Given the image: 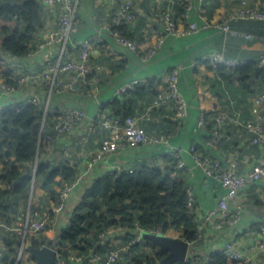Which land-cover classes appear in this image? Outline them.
Listing matches in <instances>:
<instances>
[{
  "label": "crops",
  "instance_id": "0c3cea01",
  "mask_svg": "<svg viewBox=\"0 0 264 264\" xmlns=\"http://www.w3.org/2000/svg\"><path fill=\"white\" fill-rule=\"evenodd\" d=\"M120 1L79 0L78 13L74 23L75 29L69 37L68 54L75 55L74 46L77 43L86 39L92 40L94 43L92 63L95 69L89 79L93 82L94 88L92 86L89 88V92L76 95L67 92L55 94L51 105L56 109L82 108L86 113L84 125H90L98 117L102 107L114 99H119L117 93L120 87L133 80H140L142 82L138 85L146 87H144L142 97L135 98L133 115L140 121V126L148 134L168 132L169 147L148 144L121 145L114 154L98 161L80 181L72 192L67 211H72L79 205L80 198L91 183L97 179H104L107 174L118 168H133L136 165L156 166L161 169L170 168L172 166L171 158L173 159L170 154V148H172L177 150L179 158L193 169V176L186 178L185 181L196 195L197 227L203 234L195 245L189 244L187 256L209 257L212 251L233 242L251 256L250 264H263L264 251L260 246L258 232L260 226L264 224V186L254 184L240 191L230 207L234 208L238 204L243 205L241 219L233 226L225 225L222 229H216L212 223L206 220V214L218 205L225 190L215 178L206 177L202 170L196 167L189 151L195 145L200 153L209 154L224 164L237 162V170L240 173H246L254 164L264 162V149L249 144L246 133L240 125L228 121L224 127L223 137L219 144L212 149L206 146L210 136L211 123L208 122L202 129L197 127L202 113H211L215 109L227 111L230 119L236 117L237 110H240L242 121L250 118L249 98L248 104L241 105L242 108L232 107L229 110L230 90L218 80L215 68L203 62V57L213 52L222 53L227 59L242 63L258 62L263 55L264 42L260 37L247 39L241 35H229L217 27L220 19L239 7L243 0H187L191 4L189 20L199 26L208 24V27L190 34H184L188 27L180 18V14L183 13L180 0H133L136 20L127 24V31L130 37L139 43L137 51L117 44L114 37L102 28ZM244 1L251 6L264 9V0ZM165 9H169L175 17L177 29L181 31V34L166 35L162 46L156 49L151 57H148L149 49L156 44L159 38L157 34L161 27L159 17ZM59 10V7H56L51 15H43V27L36 39L42 38L40 34L48 26L53 29L59 28L57 21ZM233 27L249 33L248 35L253 37L254 35L264 37V20L241 21L235 23ZM101 39L104 43L97 42V44L96 41ZM54 50L55 47L52 48V53ZM47 54L48 50L36 53L27 62L32 65L33 69H39L38 63ZM175 67L181 68L179 88L188 105V116L184 120H178L179 127L172 122L175 119L168 107H153L154 96L162 87L163 74ZM97 128L94 127L93 132L89 135L88 127L84 126V129L80 128V131L77 129L70 158L65 157V140H55L52 145V153L46 152L48 160L51 163L56 162L55 165L71 161L76 165L78 175L81 174L87 162L95 155L99 141L103 137H107V130H98ZM24 167L28 168L30 164H23L21 171H24ZM2 169L3 164L0 162V174ZM7 188L8 185L5 182H0V190L5 191ZM39 192L45 194L44 189ZM35 195L38 201L42 197L38 194ZM14 197L16 196H11L10 200L17 207L16 213L18 212L17 214L23 217L27 211V207L26 211H23V204L25 205L27 198L24 196L19 199L20 203L16 202ZM67 211L65 214L68 215ZM65 214L59 217V221L54 227L56 233L66 226ZM2 232L0 231V240H4L6 235ZM53 232H45L46 238L44 237V239L51 237L52 234L55 235ZM165 235L184 239V230L170 229Z\"/></svg>",
  "mask_w": 264,
  "mask_h": 264
},
{
  "label": "built area",
  "instance_id": "2783aa9c",
  "mask_svg": "<svg viewBox=\"0 0 264 264\" xmlns=\"http://www.w3.org/2000/svg\"><path fill=\"white\" fill-rule=\"evenodd\" d=\"M43 9V15L51 13L56 7H59L58 29L48 26L44 32H41L42 38L34 40L36 46L33 51L24 57H17L8 53L0 54V68L3 71H9L8 76L0 71V120L4 111L13 105L17 106H33L35 110L43 112L42 129L47 128L54 134L47 135L46 152L52 153V145L55 140H65V157L70 158L73 151L74 136L77 129L88 127V135L94 130H107V137H103L95 155L85 165L84 171L77 175V178L62 185V189L58 194L56 203L52 209L46 214L37 208L32 210L33 185L31 187V198L28 203L26 214H10L7 219L0 217V231L15 237L20 241V246L14 250L10 257V261L15 264H36L34 258L27 251V246L34 241L40 243L41 246H49L57 253L56 264H127L131 258L137 254H145L147 256H155L156 252L161 248L150 246L144 235H165L155 228H144L137 222L132 226L112 224L100 231L97 235L98 242L95 246H87L84 241H79L74 245H67L64 250L57 247V236L59 231L55 232V226L59 221V217L65 214L69 204L72 192L84 179L92 167L106 156L114 154L121 145H164L169 147V137L165 133H146L140 126V121L134 116H129L123 124L120 118H113L109 111H101L98 117L89 125H84L86 113L80 107H72L67 109H56L51 105L52 98L55 94L72 93L80 94L89 92V88L93 86V82L89 79L90 74L95 69L92 63L94 56V47L92 40L86 39L77 43L75 55L68 54V43L71 32L75 29L74 23L78 13L79 0H36ZM180 6L183 7V13L180 14L181 20L187 25L188 29L184 34L196 33L201 29L208 27V24L199 26L189 20V12L191 4L187 0H180ZM161 27L157 34L159 38L156 44L149 49L148 57H151L156 49L160 48L164 42L166 35H180L181 31L177 29V21L169 9L161 12ZM136 20V12L133 0H121L115 10L112 11L107 22L102 28L108 31L115 39L116 43L128 49L137 51L139 49L136 41H131L123 37L116 27L121 24H131ZM240 20H264V9L251 6L246 1H242L240 6L233 9L227 16L220 19L217 27L229 35H241L247 39L259 38L253 37L245 33H239L232 30L229 26L230 21ZM39 35V32H38ZM37 35V37H38ZM39 36V37H40ZM264 42V38L260 37ZM103 44V40H97L96 43ZM97 43V44H98ZM104 47V45H102ZM55 47L52 53V48ZM48 50V54L44 55L39 64V69H33L27 60L32 59L36 53H42ZM263 55L258 61V67H264V45ZM203 62L215 68L217 66L235 67L243 64L239 61L227 59L222 53L213 52L203 57ZM36 66V65H35ZM99 68V67H97ZM181 68L175 67L166 71L162 76V87L154 96L153 107L160 108L166 106L173 114L176 120H184L188 116V105L185 98L180 92ZM142 81L133 80L127 85L120 87L118 90V98L123 99L130 90L140 84ZM228 109L236 108L235 101L228 99ZM249 114L248 120L240 119V110H237L235 118L230 119L227 111L223 109H215L211 113H202L198 121L197 127L202 129L208 122L211 123L210 136L206 142V146L210 149L215 148L223 137L224 127L227 122L243 127L247 141L251 145L264 149V92H258L249 98ZM58 113L53 117L47 115ZM86 133V132H84ZM170 154L176 158V168L184 175L185 179L193 176V169L179 158L177 150L170 148ZM196 167L200 168L204 175L208 178H215L225 194L220 198L218 205L209 210L206 214V220L212 223L216 229H222L225 225H235L242 217L243 205H235L230 207L231 203L237 198L240 191L248 186L260 184L264 186V162L254 164L246 173L238 172V163L231 162L224 164L219 159L211 155L200 153L196 146L190 148ZM48 160V158H47ZM49 161V160H48ZM23 164H19L21 171ZM57 166V165H56ZM128 170L133 172L132 167L118 168L117 172ZM116 171L107 174L113 175ZM186 193L188 195V206L191 208V214L196 221V195L192 188L186 184ZM89 187V186H88ZM87 187V188H88ZM86 188V189H87ZM40 207V206H39ZM43 206L41 205V208ZM68 212V211H67ZM73 213L65 214V227L71 224ZM54 231L55 235L44 239V233ZM198 238L202 237V233L197 227ZM260 246L264 251V224L259 228ZM46 238V237H45ZM50 241L52 243L50 244ZM49 242V244H48ZM222 253L231 260L239 264H250L252 258L250 255L242 251L233 242L225 244L220 249L211 252ZM7 253L5 247V239L0 240V264ZM207 257L194 255L186 257L184 262H201L207 261ZM183 263V262H182ZM11 264V263H9ZM181 264V263H174ZM264 264V263H263Z\"/></svg>",
  "mask_w": 264,
  "mask_h": 264
},
{
  "label": "trees",
  "instance_id": "16d2710c",
  "mask_svg": "<svg viewBox=\"0 0 264 264\" xmlns=\"http://www.w3.org/2000/svg\"><path fill=\"white\" fill-rule=\"evenodd\" d=\"M241 21L255 20L230 21V28L249 34L233 27ZM42 27L43 9L36 0H0V54L26 56L34 50V40ZM116 28L123 37L134 41L128 34L127 23ZM257 64L258 62H246L235 67H215L218 80L230 90L229 99L235 100L236 108H242L241 105L248 104V98L264 92V67H258ZM0 71L4 76L10 74L2 68ZM144 87L146 86H135L123 99H114L102 107V111L109 109L111 116L120 118L123 124L127 117L134 116L135 98L142 97ZM57 114L47 116L53 117ZM42 120V110L37 111L30 105L8 107L0 120V162L3 164L0 182H5L10 187L5 191L0 190V217L3 219L16 213L17 207L10 197L29 195L28 192L32 185L34 188L36 182L51 195L50 204L54 205L62 185L77 178V167L71 161L58 163L56 166V162L46 160L45 138L54 133L47 128L42 129ZM172 122L179 127L178 120ZM162 133L169 137L168 132ZM171 160L172 166L167 169L136 165L132 173H128V170L116 171L111 176L91 183L74 210L71 224L59 231L56 243L58 249L64 250L67 245H74L79 241H84L89 247L95 246L98 242L97 235L108 226H132L134 222L144 228L158 229L163 234L170 229H182L184 239L195 245L199 238L195 217L188 206L186 179L176 168V158ZM25 163H29L30 167L20 171L18 165ZM82 208L85 211H80ZM4 239L7 253L3 263L15 264V261L9 262L10 257L21 242L9 234ZM32 244L40 247V243L36 241ZM149 244L155 247L153 243ZM166 255L167 252L163 249L153 257L137 254L127 264H158ZM181 264L239 263L218 252L210 255L207 261Z\"/></svg>",
  "mask_w": 264,
  "mask_h": 264
},
{
  "label": "water",
  "instance_id": "95a60500",
  "mask_svg": "<svg viewBox=\"0 0 264 264\" xmlns=\"http://www.w3.org/2000/svg\"><path fill=\"white\" fill-rule=\"evenodd\" d=\"M144 237L167 252V255L158 264L182 263L186 260L189 242L184 239L171 238L167 235L145 234ZM27 251L34 258L36 264H56L57 253L49 246L36 247L28 244Z\"/></svg>",
  "mask_w": 264,
  "mask_h": 264
},
{
  "label": "rangeland",
  "instance_id": "374dc122",
  "mask_svg": "<svg viewBox=\"0 0 264 264\" xmlns=\"http://www.w3.org/2000/svg\"><path fill=\"white\" fill-rule=\"evenodd\" d=\"M24 169V171L26 170V169H28L27 167H24L23 168ZM8 188H10L9 186H8ZM7 188V189H8ZM41 189H44V188H41L40 186H39V182H36L35 183V186H34V193H33V195H32V210L33 209H35V208H37V210H40V211H42V213L43 214H46L48 211H50L51 209H52V207H53V205H51L50 204V199H51V195L49 194V193H47L46 192V190H45V194L43 195V193H40L39 191L41 190ZM37 192H39V193H37ZM29 193V195L27 194V195H25V198H27L28 199V203H29V200H30V198H31V190L28 192ZM35 194H38V195H40V196H42V197H40V200L38 201V199L36 198V195ZM15 196V195H14ZM24 197V195H22V196H17V197H14L15 198V201L17 202H20L21 203V201L19 200V199H22ZM27 199H25V205L23 204V211H26V207L28 208V203H27ZM81 199V198H80ZM80 202H81V200L79 201V204H80ZM27 203V204H26ZM41 205L43 206L42 208H41ZM40 206V207H39ZM76 209V208H75ZM74 209V210H75ZM74 210H72L71 212L74 214ZM80 211H85V209L84 208H82V209H80ZM18 213V212H17ZM16 214V213H15ZM72 214V215H73ZM190 244V243H189Z\"/></svg>",
  "mask_w": 264,
  "mask_h": 264
}]
</instances>
